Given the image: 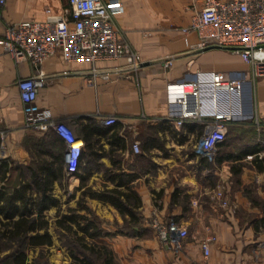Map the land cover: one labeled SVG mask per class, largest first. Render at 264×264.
Instances as JSON below:
<instances>
[{
  "label": "crops",
  "instance_id": "obj_1",
  "mask_svg": "<svg viewBox=\"0 0 264 264\" xmlns=\"http://www.w3.org/2000/svg\"><path fill=\"white\" fill-rule=\"evenodd\" d=\"M121 1L123 9L114 19L144 59L138 70L130 69L123 58L105 59L97 64L109 78L91 79L88 61L65 60L59 52L40 66L44 83L36 103L84 141L77 169L70 175L64 137L52 127L24 125L18 81L38 70L28 60L15 62L1 45L9 23L41 18L46 6L60 11L67 0H6L0 6V159L9 161L11 185L32 174L52 176L49 186L59 201L46 210L51 243L29 247L26 264L35 259L77 264L61 241L55 221L58 206H75L83 189L128 187L140 196L144 224L156 212L174 218L188 234L177 252L162 246L151 229L140 235L115 232L124 216L109 201L86 194V203L104 218L102 226L109 232L99 240L122 264H264V172L252 161L255 154L264 155V76L245 82L240 98L226 91L221 98L222 105L235 112L230 122L243 123L250 114L261 119L256 135L231 133L219 161L202 156L194 148L201 124L186 119L177 125L164 118L170 107L168 83L195 77L199 70L250 77L249 64L224 47L189 50L180 27L205 0ZM188 37L191 43L197 40L195 32ZM170 54L175 55L172 65L163 67L160 58ZM108 115L118 119L107 124ZM135 140L139 151L132 146ZM221 200L227 203L226 215ZM209 231L215 239L205 256L200 241ZM0 264L14 263L3 258Z\"/></svg>",
  "mask_w": 264,
  "mask_h": 264
},
{
  "label": "built area",
  "instance_id": "obj_2",
  "mask_svg": "<svg viewBox=\"0 0 264 264\" xmlns=\"http://www.w3.org/2000/svg\"><path fill=\"white\" fill-rule=\"evenodd\" d=\"M5 2L0 0V6ZM122 9L121 0H67L60 11L46 6L41 18H23L9 23L1 38L3 50L15 62L28 60L38 70L18 81L24 125L39 129L52 127L64 137L69 175L77 169L84 141L66 123L54 120L48 108L36 103L37 90L44 83L40 66L50 55L59 52L65 60L88 61L91 79L109 78V73L97 64L105 59L123 58L130 69L138 70L144 59L115 23V14ZM180 30L189 50L199 52L209 47H227L250 67V77L245 73L232 76L222 70H199L195 77L168 83L170 107L164 118L177 125H182L186 119L201 123L203 130L194 148L202 156L214 160L217 145L226 137L228 122L235 117L231 106L222 105V92L234 93L240 98L245 82L264 76V0H205ZM191 32L197 34L194 43L189 41ZM174 57L166 55L159 61L163 67H170ZM243 118H252L260 128L261 119L255 114ZM117 119L116 115L104 117L107 124ZM3 134L0 128V135ZM132 146L139 151L138 140L133 141ZM216 194L223 197L222 190H216ZM219 205L222 215H226V201L221 200ZM147 222L162 246L177 252L184 247L188 230L174 218L153 212ZM214 239L211 231L201 239L205 256Z\"/></svg>",
  "mask_w": 264,
  "mask_h": 264
},
{
  "label": "trees",
  "instance_id": "obj_3",
  "mask_svg": "<svg viewBox=\"0 0 264 264\" xmlns=\"http://www.w3.org/2000/svg\"><path fill=\"white\" fill-rule=\"evenodd\" d=\"M244 121L228 122L226 137L217 145L215 161L221 159L220 151L231 133L256 135L253 119L246 118ZM252 161L257 169L264 172V155L258 158L255 154ZM8 169V159H0V252H9L0 256V260L11 259L14 264H26L29 247L51 243L46 210L52 204H59V201L49 186L52 176L32 174L11 185ZM109 177L113 178V175ZM86 194L112 203L124 216V223L118 224L115 232L128 235H140L148 230L139 211L140 196L131 187L126 190L83 189L75 206L65 209L58 206L56 211V225L62 231L61 240L65 238L62 243L72 261L77 264H122L111 247L99 240L101 235L109 232L103 228L102 220L86 205ZM33 264H45V261L42 263L35 259Z\"/></svg>",
  "mask_w": 264,
  "mask_h": 264
},
{
  "label": "rangeland",
  "instance_id": "obj_4",
  "mask_svg": "<svg viewBox=\"0 0 264 264\" xmlns=\"http://www.w3.org/2000/svg\"><path fill=\"white\" fill-rule=\"evenodd\" d=\"M85 203H86V199H85ZM86 205L88 206V204L86 203ZM91 208V207H90ZM92 209V208H91ZM93 211H94V213H95V210L94 209H92ZM96 214V213H95ZM51 215V214H50ZM101 220H103L102 218H101V216H99V214H96ZM117 217H119V215H117ZM112 218V217H111ZM124 223V217H123V221H121V223H118L119 225L120 224H123ZM146 227H147V229L149 230V229H151L150 227H149V225H148V222L146 221V224H144ZM147 230V231H148ZM64 238V237H63ZM65 239V238H64ZM64 239H62L61 241L63 242L64 241Z\"/></svg>",
  "mask_w": 264,
  "mask_h": 264
},
{
  "label": "water",
  "instance_id": "obj_5",
  "mask_svg": "<svg viewBox=\"0 0 264 264\" xmlns=\"http://www.w3.org/2000/svg\"><path fill=\"white\" fill-rule=\"evenodd\" d=\"M224 48H227V47H224Z\"/></svg>",
  "mask_w": 264,
  "mask_h": 264
}]
</instances>
